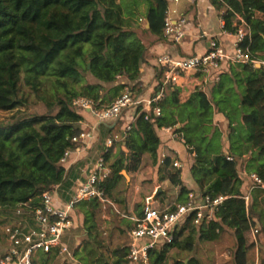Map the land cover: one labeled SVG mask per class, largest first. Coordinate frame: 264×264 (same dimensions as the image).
I'll list each match as a JSON object with an SVG mask.
<instances>
[{"label":"trees","instance_id":"1","mask_svg":"<svg viewBox=\"0 0 264 264\" xmlns=\"http://www.w3.org/2000/svg\"><path fill=\"white\" fill-rule=\"evenodd\" d=\"M210 1L220 12L225 31L237 32L236 15L245 20L252 52L264 59L260 55L264 53V0ZM167 8L164 0H0V113H12L8 121L0 122V243L6 241L8 246L7 229L24 217L32 222L28 212L42 205L45 191L72 186L71 179L76 177L61 160L75 147L73 138L85 132L83 124L91 117L74 108L75 101L110 105L126 87L135 91L149 47L134 24L147 14L150 19L157 15L163 40ZM156 72L159 80L163 70ZM233 91H238L237 101L231 97ZM179 93L171 89L157 104L162 116L156 122L146 120L141 109L136 112L131 129L118 143L115 159L113 150L105 155L112 173L101 188L112 199L124 180L122 172L130 170L129 161L138 164L146 156L160 173L162 166L169 170L161 180L168 178L180 188L178 204L186 203L192 192L212 201L225 198L211 220L207 211L197 224L198 212H192L171 243L150 253L151 264H214L211 244L226 231L236 240L234 263L249 264L257 248L250 234L258 225L259 233H264V227L255 202L246 203L243 189L248 180L241 178L240 171L256 173L264 180V67L232 65L212 84L210 95L197 88L180 103L176 101ZM33 97L36 102L31 101ZM38 103L45 105L46 113L29 114V107ZM219 114L227 121L226 129L215 120ZM123 127L124 121H119L116 130L121 136ZM99 128L108 138L115 131L105 125ZM166 128L179 132L188 151L196 153L191 168L196 191L184 183L170 157L159 163V131ZM123 143L128 152L122 149ZM20 209H25L23 216L18 215ZM137 209L142 218L144 211ZM75 211L83 222L75 221L73 234L80 233L84 239L78 244L67 236L63 242L79 264L130 263L128 245L111 249L103 238L98 200L83 201ZM6 224L9 227L2 237L1 227ZM43 254L39 264L63 260L56 251Z\"/></svg>","mask_w":264,"mask_h":264},{"label":"built area","instance_id":"2","mask_svg":"<svg viewBox=\"0 0 264 264\" xmlns=\"http://www.w3.org/2000/svg\"><path fill=\"white\" fill-rule=\"evenodd\" d=\"M180 0H174L178 4ZM224 26L225 22L221 19ZM236 33L227 34L234 36V53L229 54L221 39L214 36L203 35L208 41V48L203 54H195L189 57H176L171 54H163L157 58L158 68L163 70L162 77L157 80L154 94L144 99L138 92L126 87L122 94L113 104L103 105L90 99H79L75 101L78 109L88 112L95 121V126L89 132H84L73 138V149H69L61 165L66 166L73 154H82L90 150L89 140L101 125L109 126L123 121L125 116L130 121L124 124L123 135L131 129L130 124L135 120L136 112L146 113V120L156 122L162 116L161 107L157 106L169 92L178 90L180 93L185 89L184 79L187 75L194 73L204 77L209 84H213L221 78L230 66L237 64H248L254 67H264V59L256 57L252 52V39L250 30L245 20L236 15ZM187 18L180 14L177 9L167 8L163 20V37L174 45L183 43L186 37ZM173 130L172 128H166ZM173 137L185 143L179 132L173 130ZM121 134L107 139L102 156L97 160L88 179L83 183L73 198L64 203L59 198V186L55 189L45 191L42 195V205L32 208L28 212L32 222L26 217L17 225L7 229L8 247L6 253L0 257V264H35L39 252L50 253L56 251L63 261L73 262L75 259L68 244L63 242L64 237L77 229L74 213L78 204L90 199H96L102 204V210L114 207L112 200L107 196L101 184L106 181L112 173L105 155L115 148L117 142L123 140ZM194 154H196L193 151ZM230 160H232L230 158ZM173 166L179 171L182 163L175 159ZM242 179L249 180L251 192L256 189H264V180L256 173L249 174L245 169L240 171ZM225 198L220 197L212 201L209 197L201 199L198 193L189 194L188 201L184 204H176L175 208L159 210L150 204L144 210L142 218L135 220L136 226L130 232V255L129 264H151L150 253L164 243L173 241L175 231L185 222L192 212H198L195 223L203 220L204 213L209 211L208 219L216 206L221 204ZM246 203L249 204L251 194H245ZM25 209H20L18 215L23 216ZM105 218V216L103 217ZM254 235L259 234V229L252 230Z\"/></svg>","mask_w":264,"mask_h":264},{"label":"crops","instance_id":"3","mask_svg":"<svg viewBox=\"0 0 264 264\" xmlns=\"http://www.w3.org/2000/svg\"><path fill=\"white\" fill-rule=\"evenodd\" d=\"M164 1L168 8L177 9L180 14L186 16V37L183 43H181L180 45H174L173 43H170L163 36V40H161L158 32L160 28L158 25L160 18L154 14L152 17L153 19H150L148 14L140 17L139 21L142 23L141 27L143 29L138 30V33L141 37L144 38L145 43L148 45L149 53L147 61L141 69L140 77L135 83L137 84V88L135 89V91L138 92L144 99H148L149 97H151L156 90V69H158L157 58L160 55L171 54L176 57H189L195 54H203L208 48V41L203 37V35L218 37L225 45L228 53H234L235 38L234 36H231L224 31V24L221 20L220 12L213 7L210 0H180L178 4H175L174 0ZM260 55L264 56V53H260ZM184 82L186 86L185 89L181 91L183 100L181 98H179L178 100L176 99V101H179L180 103L186 102L190 97V94L195 89L202 88L207 92L208 90H211L212 87V85L209 84L204 77L194 73L187 75L184 79ZM121 83H126V81L122 80ZM135 84L133 83L132 85L135 86ZM215 120L217 123L223 126V129H226L227 121L223 115H217L215 117ZM123 121L124 124H127L130 121V117L127 116ZM117 124L107 126L115 129L112 137L120 134L116 130ZM93 126H95L94 119L92 117H88L83 124V129L84 131L89 132L91 131ZM173 130L169 131L167 129H162L159 131V136L161 138V147L159 149V163L163 165V162L167 157H170L172 162H174L175 159L179 160L182 163V169L179 171L182 172L184 183L187 184L191 189L196 191L197 185L195 184L191 175V168L194 163L196 154H194L193 152H189L185 143L173 137ZM112 137H104L103 130L97 128L95 134H93V138L88 141L90 150L82 153L81 155L77 153L72 155L65 168L67 170L72 169V177L75 176L76 178L71 179L72 186L68 189H64L59 186L58 193L61 201H63L64 203L69 202L78 192L81 185L86 182L91 171L94 168L95 163L104 152L106 140ZM119 142L116 143L115 148L113 149L114 159L119 152ZM121 146L124 150V143ZM131 164L132 161H129L130 170L124 171L130 174H134L131 175L132 177L130 181L125 180L124 178V180L120 183L117 191L115 192L114 197L111 199L115 209L114 211H112L110 217L120 218L121 223L125 225L123 226L121 224L119 226L116 225L117 227H115L116 232H118V234L123 236L124 238H126V235L130 236V230L136 225L135 220L140 218V210H138L137 208L139 206L140 209L143 210L142 205L144 198L153 197L157 189L162 188L163 191H165V194H162L158 201L151 204V206L159 207L162 210L171 209L173 206L178 204L180 198L179 187L172 186L168 178L161 180L162 176H167L169 170L165 169L162 166V172L160 173L159 167L154 168L146 156L142 158L140 163H134V165ZM123 182L126 183V188H128L129 193L121 198L118 196L122 192L120 188ZM250 185L252 184L248 180L246 185L244 186L243 191H247V193L251 194L250 203L253 204V202H255L257 210H259V213H261V223L262 227H264V189L256 188L251 192ZM74 218L77 223L78 221L81 223L83 222L81 215L77 214V211H75L74 213ZM257 228H260L259 225L257 226ZM74 232L75 230L70 233ZM70 233H68L65 237H67ZM259 234L263 236L262 238H264L263 232ZM261 236L259 238H261ZM252 241L253 240L251 239V242ZM235 242V237L231 231L224 232L218 240L212 242V245L214 246H221V250L217 248L218 250L215 251L216 261L214 264H226L225 261H227L229 257H227L228 259H225L224 257L223 260H220V256L222 254V256L227 255L226 253L228 252L224 247L226 245L229 247H234ZM253 242L257 244V248L255 250L257 257L254 262L255 264H260V255L262 254V251H264V242ZM78 244H80V242H78ZM123 245L129 244L124 243ZM65 262L67 261L61 260V262L58 264H66ZM252 262H250L249 264H254V262ZM69 263L79 264L77 260H74L73 262L69 261Z\"/></svg>","mask_w":264,"mask_h":264},{"label":"rangeland","instance_id":"4","mask_svg":"<svg viewBox=\"0 0 264 264\" xmlns=\"http://www.w3.org/2000/svg\"><path fill=\"white\" fill-rule=\"evenodd\" d=\"M141 24L142 23L138 20V22L137 21L135 22L134 26L137 27V28H139V30H141V29H143L141 27ZM86 77H87V80L90 83H94V79H92L91 76H89L88 74H86ZM225 81H226V79H225ZM109 87H111V86H108V88ZM210 92H211V90H208L207 91V93L209 95H210ZM232 94H234V95H232ZM231 95H232L231 97L237 101L238 91L231 92ZM182 96L183 95L181 94L179 98L182 99ZM31 101L32 102H36V100H35L34 97L31 99ZM74 108L78 109L76 106ZM27 111H28L29 114H34V113H36V114H44V113H46L47 110H46V107H45V105L43 103H38V104L31 105ZM11 117H12V113H0V122L8 121V119H10ZM221 127H222V125H221ZM131 165H134V163H132ZM132 174H134V173H131L130 174V173L126 172V175H123V174L122 175L124 176L125 180L130 181V179L132 177L131 176ZM125 182H123L122 185H121L120 190L122 192H121V194L118 197L123 198L125 195H127L129 193L128 188H126V183ZM128 184H130V183H128ZM152 207L153 208H156V209H159V210H162L159 207H154V206H152ZM114 209H115L114 207H111L109 210H102L101 216L99 218V221L101 222V225H102V229L104 231L103 238L105 239L107 245L110 246L111 249H114V248H116V247H118L120 245H123L124 243L125 244L126 243L127 244L130 243V236L129 235L128 236L126 235V238H124L123 236L119 235L118 232H116L115 227L121 225L122 223H121L120 218L110 217V215H111L112 211H114ZM104 216H105V218H103ZM6 225H4L3 227H1V232H2V235H3L2 237H5L6 229H7V227H9V225H7V226ZM123 226H125V225H123ZM129 234H130V232H129ZM80 235H81L80 233H75V234L70 233L68 235V240H71L72 239L71 242L76 240V241L82 243V241H83L84 238H82V236H80ZM260 236H261L260 234H258V235L255 236L251 232V234H250V240L252 239L253 241H256V242L258 241V242H262L263 243L264 242V238H262L263 236H261V238H259ZM127 239H128V241H127ZM263 245H264V243H263ZM6 246H7V242L6 241H2L0 243V255L3 253V251H5L7 249L8 246L7 247ZM211 247L213 248V257H214V263H215V261H216L215 251L218 250V249H220L221 246H219V245L218 246H214V245L211 244ZM224 248H225V250H227L228 253H226V254L228 256L227 255L222 256L223 255L222 254L220 256V260H223L224 257H225V259H228L227 257H229V259L227 261H225L226 264H234V252L236 250V242H235V246L234 247H232V246L229 247V246L226 245ZM209 249L210 248L208 247L207 248V252L209 251ZM43 256H44V254L42 252H39L38 253L37 258L35 259L38 264L41 261V259L43 258ZM204 256H205V253H204ZM256 257H257L256 251H254L253 254H252L253 262L256 260ZM204 259H206V257ZM262 259H264V251H262V254L260 255V264L262 262ZM65 263L66 264H70L68 261L65 262ZM254 264H255V262H254Z\"/></svg>","mask_w":264,"mask_h":264},{"label":"water","instance_id":"5","mask_svg":"<svg viewBox=\"0 0 264 264\" xmlns=\"http://www.w3.org/2000/svg\"><path fill=\"white\" fill-rule=\"evenodd\" d=\"M89 66H90V64H89ZM123 137H125V134L123 135ZM124 151L128 152L127 147H126V143H124ZM123 175H126L125 171L123 172ZM162 194H165V191H163L162 188H158L156 193H155V195L153 197L144 198L143 205H142L143 206V210L146 209L147 205H149V204L151 205L154 202L158 201Z\"/></svg>","mask_w":264,"mask_h":264}]
</instances>
